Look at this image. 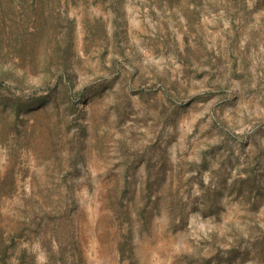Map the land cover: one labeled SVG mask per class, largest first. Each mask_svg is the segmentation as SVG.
<instances>
[{"label":"rangeland","instance_id":"374dc122","mask_svg":"<svg viewBox=\"0 0 264 264\" xmlns=\"http://www.w3.org/2000/svg\"><path fill=\"white\" fill-rule=\"evenodd\" d=\"M0 264H264V0H0Z\"/></svg>","mask_w":264,"mask_h":264}]
</instances>
